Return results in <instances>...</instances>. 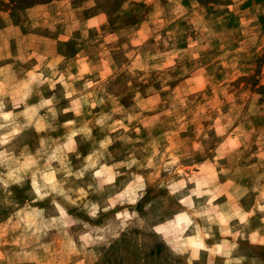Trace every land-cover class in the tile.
Returning <instances> with one entry per match:
<instances>
[{
  "label": "clouds",
  "instance_id": "obj_1",
  "mask_svg": "<svg viewBox=\"0 0 264 264\" xmlns=\"http://www.w3.org/2000/svg\"><path fill=\"white\" fill-rule=\"evenodd\" d=\"M261 17L0 0V264H264Z\"/></svg>",
  "mask_w": 264,
  "mask_h": 264
},
{
  "label": "rangeland",
  "instance_id": "obj_2",
  "mask_svg": "<svg viewBox=\"0 0 264 264\" xmlns=\"http://www.w3.org/2000/svg\"><path fill=\"white\" fill-rule=\"evenodd\" d=\"M185 3H187V0H185ZM143 6V5H141ZM208 11L211 13L213 10L211 8L208 9ZM261 24H264V17H261ZM259 62V61H257ZM257 83H259V81H257Z\"/></svg>",
  "mask_w": 264,
  "mask_h": 264
}]
</instances>
